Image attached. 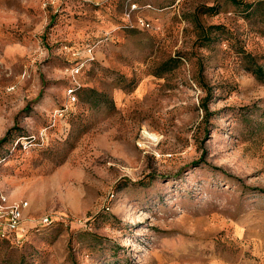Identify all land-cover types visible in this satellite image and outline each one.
Masks as SVG:
<instances>
[{"label":"rangeland","instance_id":"1","mask_svg":"<svg viewBox=\"0 0 264 264\" xmlns=\"http://www.w3.org/2000/svg\"><path fill=\"white\" fill-rule=\"evenodd\" d=\"M248 54L264 0H0V264H264Z\"/></svg>","mask_w":264,"mask_h":264},{"label":"built area","instance_id":"2","mask_svg":"<svg viewBox=\"0 0 264 264\" xmlns=\"http://www.w3.org/2000/svg\"><path fill=\"white\" fill-rule=\"evenodd\" d=\"M75 70L77 71V69ZM20 140L21 139H17L13 147H15L19 142L21 143ZM26 207V201L13 203L9 202L7 200V196L0 190V240L8 239L11 236L12 240L17 243L24 240L27 231L22 225V220ZM48 222L47 217L42 219V223Z\"/></svg>","mask_w":264,"mask_h":264},{"label":"trees","instance_id":"3","mask_svg":"<svg viewBox=\"0 0 264 264\" xmlns=\"http://www.w3.org/2000/svg\"><path fill=\"white\" fill-rule=\"evenodd\" d=\"M253 5H254V4H252V3L249 4V6H253ZM209 10H213V7H206V8L204 9L205 12H207V11H209ZM212 28H219V26H212V27L210 26V27L208 28V30L211 31ZM203 32H204V33H203L204 35H203L202 37L204 38V40H208V38H209L208 32H206V31H203ZM246 62H247V66H248L247 69H248L253 75H255L256 78H257L258 80H260L261 82H264V69H263L262 66H260L259 64L256 63L254 57H252V56L249 55V54L246 55ZM206 90H208V89H206ZM208 92H209V91H208ZM202 107H203L204 109H207L205 103H202ZM8 133H9V131H7L6 134L0 139V144L3 143V142L6 140V138H7V136H8ZM15 147H16V146H15ZM15 147H13V149H14ZM9 151L12 152L13 150H11V148H10ZM5 158H7V154H5ZM1 240H2V239H1ZM1 240H0V241H1Z\"/></svg>","mask_w":264,"mask_h":264},{"label":"bare ground","instance_id":"4","mask_svg":"<svg viewBox=\"0 0 264 264\" xmlns=\"http://www.w3.org/2000/svg\"><path fill=\"white\" fill-rule=\"evenodd\" d=\"M150 139H152V138H150Z\"/></svg>","mask_w":264,"mask_h":264}]
</instances>
